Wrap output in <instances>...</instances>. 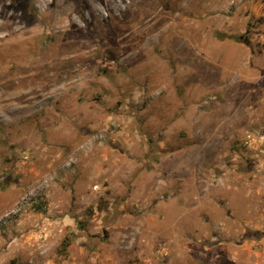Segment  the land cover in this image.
<instances>
[{
	"label": "rangeland",
	"instance_id": "1",
	"mask_svg": "<svg viewBox=\"0 0 264 264\" xmlns=\"http://www.w3.org/2000/svg\"><path fill=\"white\" fill-rule=\"evenodd\" d=\"M0 264H264V0H0Z\"/></svg>",
	"mask_w": 264,
	"mask_h": 264
},
{
	"label": "bare ground",
	"instance_id": "2",
	"mask_svg": "<svg viewBox=\"0 0 264 264\" xmlns=\"http://www.w3.org/2000/svg\"><path fill=\"white\" fill-rule=\"evenodd\" d=\"M3 100V99H2Z\"/></svg>",
	"mask_w": 264,
	"mask_h": 264
}]
</instances>
